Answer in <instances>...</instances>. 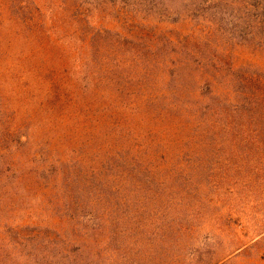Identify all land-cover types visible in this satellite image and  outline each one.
Segmentation results:
<instances>
[{
    "label": "rangeland",
    "instance_id": "rangeland-1",
    "mask_svg": "<svg viewBox=\"0 0 264 264\" xmlns=\"http://www.w3.org/2000/svg\"><path fill=\"white\" fill-rule=\"evenodd\" d=\"M176 3L179 7L180 1ZM132 12L121 13L104 0H0V264H264V238L258 237L264 231V182L255 176L264 168L250 146L235 147L247 146L251 120L218 121L208 135L195 129L173 138L165 135L167 116L149 115L163 106L177 115L200 103L205 78H182V59L162 55L179 50L180 37L194 40L204 28L190 18L175 23V11L146 14L138 23ZM136 26L143 27L142 41L160 47L159 53L149 56L144 43L138 58L133 44L120 49L114 37L95 35L107 29L128 38ZM218 26L210 44L192 42L187 50L215 53L199 60L214 72L221 65L216 53L224 52L223 59L230 58L227 63L235 70L252 67L264 79V53L218 42L223 41ZM168 41H175V48H166ZM198 65L191 62L190 68ZM227 69L225 65L215 85L229 79ZM172 71L177 78L169 83ZM93 74L100 92H113V105L122 107L123 112L115 111L120 124L111 145L121 147L125 142L119 138L125 134L133 138L130 142L148 140L153 135L144 136L147 131L155 134L154 145L174 143L171 148L154 146L160 149L156 165L147 173L119 175L113 191L101 187L100 178L111 179L115 172L100 176L98 171L97 181L89 171L87 180L98 189L100 201L78 188L82 182L67 189L69 175L54 166L73 159L74 147L87 143L84 126L76 129L79 139L69 138L77 109L69 97L72 93L79 102L87 100L82 83L92 82ZM185 120L196 127L194 120ZM88 124L95 131L107 127ZM102 141L95 139L91 147ZM82 155L87 169L92 155L84 150ZM91 201L97 202L95 210L113 208V214L91 212ZM74 203H83L85 211ZM187 213L195 221L185 236L181 223ZM82 216L92 228L101 220L106 229L75 238L79 249L71 245L70 217L78 223ZM188 235L194 237L190 249L185 246Z\"/></svg>",
    "mask_w": 264,
    "mask_h": 264
},
{
    "label": "trees",
    "instance_id": "trees-1",
    "mask_svg": "<svg viewBox=\"0 0 264 264\" xmlns=\"http://www.w3.org/2000/svg\"><path fill=\"white\" fill-rule=\"evenodd\" d=\"M177 1H180L179 7L176 5ZM104 2L111 4L121 13H125V10L131 9L133 11V21L136 23H138V19L142 18L143 15L148 14L149 16H154L165 9L167 12L175 11L178 13L176 15L177 18L175 20L173 19L175 23L190 18V20L195 21L201 28H204V32L201 31L198 33L194 40L188 36L180 37V43L178 44L179 50L175 48V41H168V43H166V48L175 49L168 50L162 55L163 59L165 60H168L169 58H172V60L182 59V65L178 71L182 78L189 77L193 82L196 78H205V82L203 84L205 86L200 88V93L197 97L198 102L200 103L196 107H187L186 109L184 108L179 110L177 115H174L175 111L168 108L167 106L152 108L151 111H149V115L150 117H156V114H154V112H156L160 113L161 116H167L165 135L173 138H177L185 134H191L195 132V129L208 135L215 128V124L218 123V121L234 122L238 120H251V136L244 139V141L247 143V146L240 147L235 145V147H237V150H239L250 146L254 151L257 152L259 163L264 168V79L262 78L260 71L252 69V67H243L240 70H235L231 62L230 64L227 63L230 58L225 61L223 59L224 52L219 51V53L216 54L218 58L221 59L219 60L221 65L216 66V69L219 70L214 72L210 70L208 62L203 61L201 63L199 60L200 58L206 60L208 56L213 57L215 56V53H211V50L208 53L195 52L193 49L192 51L187 50V46L192 44V42L195 43V46L210 44L211 40H214L216 36L214 35V27L215 25L220 24L218 29H220L219 33L223 38V41L218 42H224L228 45L230 44V47L251 46L264 53V0H104ZM143 31V27L140 28L136 26L132 31H130L132 34L128 38L122 36L120 33L112 32L107 29L99 30L98 32L96 31L95 35L97 34V39L106 36L114 37V44L120 49L124 48L125 44L128 42L133 44V46H135L134 56L138 58L141 56L139 52L140 45L144 43H146L148 46L147 48L149 49V56L159 53L161 51L160 47L157 45L155 46L147 41H142L141 35ZM233 38L234 40H237L236 43H233ZM145 39L146 37L144 36L143 40ZM122 40H124V42ZM191 62H197L199 64L198 67L191 69ZM225 65H227L228 69L230 70V77L229 79L222 82L224 85H215L214 80L217 78V76H221L223 71H225ZM187 67L188 70L183 75L184 70ZM171 73L172 77L169 80V83H172V78L173 80L177 78V75H175L174 71ZM96 80V74H93L92 82H87L85 85L82 83V91L87 97V100L84 102H79L72 95V93L69 97L71 98L70 104H72L75 108L77 107V109H74L71 116V118L76 121V126L73 127L75 128L73 129V132L69 133V138L71 141L79 139V137L75 138L76 134L78 136L76 129H78V127L81 128L84 126L86 128V134L89 136L86 137L87 143L84 141L82 145L79 146V148L74 147L72 150V155L74 157L73 159L67 161L58 160L54 166L58 173H66L67 176L69 175V180H67V189L70 187V185H72V187H77L78 184L82 182L78 188L83 187L85 192L93 195V199H99L98 201H100L101 197H98L101 194L97 192V188L93 189L88 181L90 180L89 178H91V172L94 176L93 180H97V176L99 175L97 174L98 171H101L100 176L103 174L105 175L106 172H115V175L112 173L111 179L109 178L106 180V178H100V182L102 183L100 186H108V188L113 191V186L117 184L119 175L122 174L125 176V178H128L130 174L132 175L133 173L149 172L151 167L157 163L156 160L158 156L154 155L158 154V151L160 150L158 147L171 148L174 143L170 144L169 142L168 146L154 145L153 139L155 134L151 131H147L143 134L144 136L150 138L153 135L148 140H135L130 142L129 140L133 138L129 139L127 138L129 134H125L123 138H119L125 142L122 143L121 147L117 145L114 147L111 145L110 142H113L112 136L114 137V132L118 131L120 124V120L118 119L117 113L115 111H122V107L113 105L114 101L112 100L113 98L117 97L116 95H112L113 92L107 95H105L103 92H100L99 86L95 82ZM223 86H225L224 90L222 89ZM203 100H206V102L208 101L209 104L203 105ZM230 106L231 109L229 108ZM246 108H248L247 111ZM128 110L134 111V108ZM179 112L182 113L183 116H181ZM124 113L127 115L125 111ZM177 116L182 117L180 121L178 120L179 118H177ZM187 118L194 120L196 127H190V125H188L190 120H185ZM157 120L164 124L159 118L155 121ZM91 121L97 127H101L103 123L107 127L106 129H100L98 131L91 130L88 124ZM85 123H87V125ZM233 134H236V132L233 131ZM97 138H103V141L97 144L95 147H91L93 141H95ZM241 139L242 137H240L238 140L243 141ZM248 142L250 143L248 144ZM84 147H86V149H82ZM83 150L86 154L92 155V161H90V165L87 167V169L84 165V158L82 155ZM94 161L95 166L93 165ZM85 164L87 165V163ZM89 171L91 172L89 173ZM255 176L256 178H260L259 181L264 182V169ZM207 177H210V175ZM155 181L156 180L152 181V183H157ZM80 194H82V191ZM72 195L77 196L78 193H72ZM73 199L74 198L72 197V200ZM95 203H92V201L91 203H87L89 204L88 209H91V212H98L102 216L107 217L113 214V208L104 210V212L102 210H95L96 206L92 205ZM81 204L74 203V206H79L77 209L82 208L81 211L86 209L80 207ZM89 220V218L87 220V216H82V219H79L77 223L74 217H70V223L72 225L71 238H74L71 241L72 247H79L80 249L81 247L80 244H77V240L79 238L81 239V236L86 234H95L96 232L102 233L106 229H104V227L102 228L101 220L100 224L98 223L97 226L92 228L90 224L93 223H90ZM194 221L195 219L189 213H187L186 218L182 219L181 225L185 236L188 232L191 233L194 227ZM84 225L86 226V229ZM192 235L187 236L190 241H188V243L185 245L189 249L192 247L194 240ZM258 237L264 238V231ZM260 243H262V241Z\"/></svg>",
    "mask_w": 264,
    "mask_h": 264
}]
</instances>
